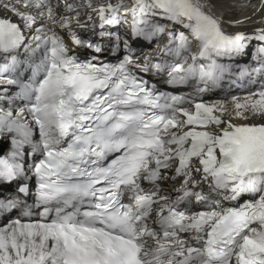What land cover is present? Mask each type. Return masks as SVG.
Returning a JSON list of instances; mask_svg holds the SVG:
<instances>
[{
    "label": "snow or ice",
    "instance_id": "snow-or-ice-1",
    "mask_svg": "<svg viewBox=\"0 0 264 264\" xmlns=\"http://www.w3.org/2000/svg\"><path fill=\"white\" fill-rule=\"evenodd\" d=\"M0 10V137L11 143L0 140V186H17L0 196V264H264V78L205 102L139 75L216 84L230 70L219 60L252 41L264 57V26L225 32L204 0ZM140 38L157 41L156 56L138 54ZM253 71L264 76V63Z\"/></svg>",
    "mask_w": 264,
    "mask_h": 264
},
{
    "label": "bare ground",
    "instance_id": "bare-ground-1",
    "mask_svg": "<svg viewBox=\"0 0 264 264\" xmlns=\"http://www.w3.org/2000/svg\"><path fill=\"white\" fill-rule=\"evenodd\" d=\"M95 2V0H94ZM204 2L208 5V7L211 9V11L215 15H219L220 11H225V20L230 23V21L235 20H241L248 16H253V20L250 23H244L241 26L244 27V29H255L261 25H259L258 20L261 19L264 16V12L260 11L261 5L264 3V0H204ZM245 3V7L243 6V3ZM88 3V0H84L83 5H86ZM239 6V7H238ZM245 10L243 12L240 11V8ZM83 11H87V9H82ZM0 14H2V10H0ZM221 15V14H220ZM84 18L83 15L81 17ZM232 24V23H231ZM235 25V24H233ZM80 34H82V30H78ZM62 35H65V39H69L66 34L61 33ZM217 100H212L209 102H214ZM229 109H231L232 105L229 102L228 104Z\"/></svg>",
    "mask_w": 264,
    "mask_h": 264
},
{
    "label": "rangeland",
    "instance_id": "rangeland-1",
    "mask_svg": "<svg viewBox=\"0 0 264 264\" xmlns=\"http://www.w3.org/2000/svg\"><path fill=\"white\" fill-rule=\"evenodd\" d=\"M245 3H247V2H244V3H243V6L245 5ZM238 7H239V6H238ZM244 7H245V6H244ZM241 8H242V7H241Z\"/></svg>",
    "mask_w": 264,
    "mask_h": 264
}]
</instances>
